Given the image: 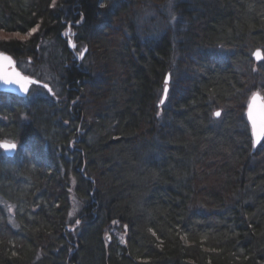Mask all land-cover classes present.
Instances as JSON below:
<instances>
[{
    "label": "trees",
    "instance_id": "16d2710c",
    "mask_svg": "<svg viewBox=\"0 0 264 264\" xmlns=\"http://www.w3.org/2000/svg\"><path fill=\"white\" fill-rule=\"evenodd\" d=\"M164 2L0 0V30L37 29L0 51L34 68L47 39L62 83L0 92L18 146L0 149V264H264V139L245 117L264 98V0H177L174 23Z\"/></svg>",
    "mask_w": 264,
    "mask_h": 264
},
{
    "label": "rangeland",
    "instance_id": "374dc122",
    "mask_svg": "<svg viewBox=\"0 0 264 264\" xmlns=\"http://www.w3.org/2000/svg\"><path fill=\"white\" fill-rule=\"evenodd\" d=\"M176 1L177 0H165V2L162 4V6H160L161 7L160 10H162V12L164 13V15H167V14L169 15V17H170L169 18V21L171 23H174L175 20H176V17H174V15H172L173 14L172 12H173V10L175 8L174 5L176 4ZM149 11L152 12L153 14H155L154 11L151 10V9H149V7H148V8L145 9V11H143V17H141V19L149 18L147 16L149 14L148 13ZM158 22L160 24L163 23L160 19H159ZM167 23H168V21H167ZM34 29H36V28H34ZM32 30H33V28H32ZM32 30H30L29 32H31ZM29 32H27L25 34H21V33H14V32L13 33L4 32V31L0 30V39L1 40L16 39V40L23 41V40H27L29 38V36H27V34ZM17 34H18V36H17ZM23 37H27V39H23ZM69 41H70L69 43L72 45L71 38H70ZM48 44H50V41H48L47 39L46 40L45 39H41V41L39 42V45L42 48V49L39 50L41 56H40V59L36 63V66L34 68L32 67L33 66L32 65V62L29 61V60H27L28 62L25 64L26 65L25 67H23V68H19L18 66L17 67L23 73H25V69H27V70L35 73V74H33V76H31V75H29V76H31V77H35L36 76L38 79H40L41 82H43L45 85L49 86V88L53 92V94L59 95L62 92V83H61V80H60V73H61V71H60V68H57L56 67L57 63L55 64V68H57V69H54L52 67V65L54 63H53L52 59H50V55L51 54L49 53L52 50V48L50 49L51 46H49ZM71 47L74 50L73 46H71ZM82 49L83 48H80L79 51L76 52V55L74 56L75 57V60H78L79 53H80V51ZM257 50H260V55L262 57L261 61H262L264 59V57H263V53L264 52L262 51V49L260 47L256 48L252 52V55L255 54ZM2 52H4V51H2ZM52 52L53 51H51V53ZM58 67H60V66H58ZM257 92L260 93L259 90ZM53 94H52V96H53ZM41 95H48L47 90L44 89V88H41L40 86H33L31 88L30 93H29L28 96H31L32 97V96H41ZM250 96H249V98H250ZM262 97H263V95H262ZM263 100H264V98H263ZM2 140L11 142L10 139H2ZM72 185H73V181L71 179L70 187ZM69 194H70V203H71L69 215L71 217H74V216H77L78 213H79V211L81 210L82 203L73 194V191L72 190L69 192ZM3 204H5V207L7 209L8 217H9V222L11 224H14L13 206L10 203L3 202ZM109 234H111L114 237H116V239H118V241H120L121 243L124 241V229L120 225H118L116 223H112V225L109 228V230H107V237H109L108 236Z\"/></svg>",
    "mask_w": 264,
    "mask_h": 264
},
{
    "label": "water",
    "instance_id": "95a60500",
    "mask_svg": "<svg viewBox=\"0 0 264 264\" xmlns=\"http://www.w3.org/2000/svg\"><path fill=\"white\" fill-rule=\"evenodd\" d=\"M257 52L260 53V50H257L256 53ZM255 54L252 55V57H254L255 62L261 61L262 59L261 55L259 56V58H257ZM0 56L8 57L11 61V64H9L4 60H0V92L13 94L20 98H26L32 86H41L47 90L49 95L53 94L49 86L45 85L44 83L37 80L36 78L31 77L21 72V70L17 67L16 61L11 55H9L6 52L0 51ZM16 74H18V76ZM5 77L9 79H17L20 82L29 81V82H34V83H24L23 87L27 91L21 92L19 83L5 85L3 83V78ZM165 80H167V90L165 91V87H164L163 92H162L163 95L158 105L163 103L166 100V97L168 95L167 92L169 88V74L166 75L164 79V83H165ZM254 95H256L257 97L255 101H253ZM216 112H219V111H216ZM245 112H246L245 113L246 121L247 123H249L250 134L252 135V144L254 147H258L260 145V142L264 139V100H263L262 95L259 92L253 93L250 96V98L248 99ZM250 114H251V118H250ZM253 124H255V128L253 127ZM0 144L15 145V148L10 151H5L4 149L0 148L6 157L13 158L15 154L17 153V144L15 142H12V141L8 142L5 140H2L0 141ZM107 240H109V237H107Z\"/></svg>",
    "mask_w": 264,
    "mask_h": 264
},
{
    "label": "snow or ice",
    "instance_id": "6c2138e0",
    "mask_svg": "<svg viewBox=\"0 0 264 264\" xmlns=\"http://www.w3.org/2000/svg\"><path fill=\"white\" fill-rule=\"evenodd\" d=\"M37 29H33L31 32H29L27 34V36H31L33 35L35 32H36ZM18 36V34H17ZM23 39H27V37H23ZM256 57L259 58L260 56V53L257 52L256 54ZM0 60H4L6 61L7 63L11 64V61L8 57H5V56H0ZM18 76V74H16ZM3 83L5 85H8V84H18L19 83V87H20V90L21 92H26L27 90L23 87V84L24 83H34V82H29V81H18L17 79H9L7 77L3 78ZM167 90V80H165V91ZM257 99L256 95L253 96V101H255ZM221 113L220 112H216L214 113V116L215 117H220ZM250 118H251V114H250ZM253 127L255 128V124H253ZM0 148L4 149L5 151H10L12 149L15 148V145H8V144H0Z\"/></svg>",
    "mask_w": 264,
    "mask_h": 264
},
{
    "label": "bare ground",
    "instance_id": "6f19581e",
    "mask_svg": "<svg viewBox=\"0 0 264 264\" xmlns=\"http://www.w3.org/2000/svg\"><path fill=\"white\" fill-rule=\"evenodd\" d=\"M42 83H43V82H42ZM32 87H33V86H32ZM32 87H31V88H32ZM40 87H41V86H40ZM41 88H43V87H41ZM30 90H31V89H30ZM29 93H30V92H29ZM28 95H29V94H28ZM109 239H110V238H109Z\"/></svg>",
    "mask_w": 264,
    "mask_h": 264
}]
</instances>
